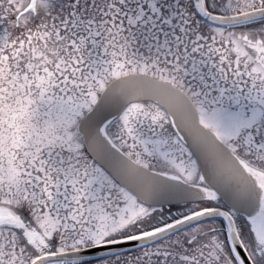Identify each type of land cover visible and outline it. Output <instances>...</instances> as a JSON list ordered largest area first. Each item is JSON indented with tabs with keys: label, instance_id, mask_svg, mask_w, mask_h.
I'll return each instance as SVG.
<instances>
[{
	"label": "snow or ice",
	"instance_id": "1",
	"mask_svg": "<svg viewBox=\"0 0 264 264\" xmlns=\"http://www.w3.org/2000/svg\"><path fill=\"white\" fill-rule=\"evenodd\" d=\"M0 264H264V0H0Z\"/></svg>",
	"mask_w": 264,
	"mask_h": 264
}]
</instances>
